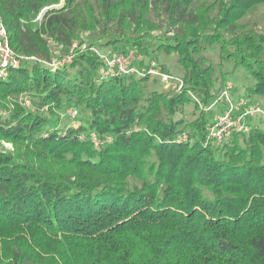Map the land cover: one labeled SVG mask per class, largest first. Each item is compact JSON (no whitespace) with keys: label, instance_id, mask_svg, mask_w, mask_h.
Wrapping results in <instances>:
<instances>
[{"label":"trees","instance_id":"obj_1","mask_svg":"<svg viewBox=\"0 0 264 264\" xmlns=\"http://www.w3.org/2000/svg\"><path fill=\"white\" fill-rule=\"evenodd\" d=\"M260 5L0 0L24 57L0 75V264H264V123L245 115L247 131L210 136L229 82L207 53L242 67L237 102L264 109ZM86 32L104 41L62 59ZM103 46L175 54L183 83L164 87L142 58L139 73H116Z\"/></svg>","mask_w":264,"mask_h":264},{"label":"rangeland","instance_id":"obj_2","mask_svg":"<svg viewBox=\"0 0 264 264\" xmlns=\"http://www.w3.org/2000/svg\"><path fill=\"white\" fill-rule=\"evenodd\" d=\"M258 11L262 13V11H264V5H260L258 7ZM259 12L255 13L253 17H254V20H256L258 22V25L263 26L261 20L258 19V17H257V15H259ZM170 35H171L170 32L166 33V36H170ZM81 37H82V42L81 43H74V45L71 47V49L66 54L62 55V59H65L66 57L70 58L74 54L78 53V51L83 50L89 43H92V42L101 43V41L102 42L104 41V38L99 39V40H95L96 38H98V36L97 37L96 36H90L88 34V32L83 33ZM158 37L163 38L164 36L162 33L153 32V36H152V38L151 37L150 38H151L152 42H155L158 39ZM135 39H137V38H133V40H135ZM143 39L148 40L146 38H143ZM117 47H119V45H117ZM92 48L95 50H98L99 53L105 54V55L110 53L111 51H113V50H111V46H107V47L103 46L99 49L95 48V47H92ZM155 51L157 52V50H155ZM55 53H58V50H56ZM207 53H209L211 55L212 61H213L212 63H214V65L216 67L215 75L218 78L217 85L222 86L223 84H225L220 80L223 72H227L226 80H227V82H229V84L226 86L228 88L227 89V97L223 96L221 94L222 92H220L219 94H216V92H215L213 103H216V102H217V104L221 103V105H226V106H228V108L231 107V109H232L234 107L235 103L237 102V100H236L237 96H241V97L243 96L244 97L245 87L250 83V80L248 79L249 77L247 76L246 71L242 67H237V68L233 69L234 67L232 66V64H229V65H223L222 64L219 67L218 66L219 59H218L217 54L215 52H213L212 50H209ZM142 54L143 53L134 54V52H130V55L136 56L134 61H139V59H141L143 57ZM142 59L144 62H147V63L154 61L159 73H160V70L164 73H170L171 76H170V78H168V80H164L163 77L158 73L157 74L151 73L152 75L156 76L160 80L161 85H163L164 87H172L174 89H179V87L182 85L183 82H182L181 78L180 79L177 78L178 80H176L173 77V74L179 75V73H181V71H182V67L177 62V56L175 54L166 55L165 52L161 50L157 54V56H155V57H151L150 55H145L144 58H142ZM132 60L133 59L131 58V61ZM171 80H173V81H171ZM232 84H233V87L236 88V90L234 92L230 91V86ZM259 100H261L263 102V100L261 98H259ZM237 104H238V106H236V107H238V109L240 111H242V113L234 114V117L232 114H229V121L227 123V127L230 126V128H229L230 131L231 130H239L238 129L239 126H241L243 123H245V125H247L246 121H245V115H249V116L253 117L252 122H257L260 124L264 123V109L262 106L253 108V107H251L252 105L250 106L248 104H245V101H243V100L242 101L239 100L237 102ZM199 106H201V104H199ZM193 108L194 107L192 105H188V107L186 108L185 114L188 117L192 116ZM216 114L217 115L215 116V119L220 120V118H219L220 113L219 114L216 113ZM242 131H247V130L242 129ZM220 132L223 135V134H226L227 130L221 129ZM227 135H229V133Z\"/></svg>","mask_w":264,"mask_h":264},{"label":"built area","instance_id":"obj_3","mask_svg":"<svg viewBox=\"0 0 264 264\" xmlns=\"http://www.w3.org/2000/svg\"><path fill=\"white\" fill-rule=\"evenodd\" d=\"M100 57L103 59L105 66L116 72H123V73H139L141 71V68H138L135 65L130 64V60L135 59V55H130L128 52H116L111 55L109 54H100ZM24 57L19 56L13 52L9 46L7 35L5 28L3 27L1 21H0V75H5L6 68L9 65L16 66ZM25 58H34V57H25ZM52 64H55V61L52 62ZM149 73H154V74H160L164 80H168L170 78V73H164L160 70V73L157 70L156 64L154 61H151L148 66ZM179 86V85H178ZM227 87L223 89L221 94L225 97H227ZM231 107L228 110H225L220 113V120H216V122L210 127V136L214 137L215 139H222L227 137L228 133H230V126L227 127V123L229 121V114H232L231 112ZM69 117H74L77 114V111L74 107H70L66 109ZM234 117V114H232ZM227 127V128H226ZM221 129L227 130L226 134H221ZM239 130H247L248 127L243 123L241 126L238 128Z\"/></svg>","mask_w":264,"mask_h":264}]
</instances>
